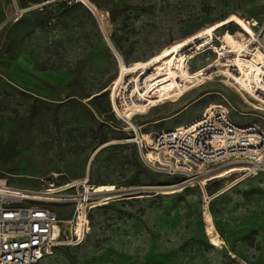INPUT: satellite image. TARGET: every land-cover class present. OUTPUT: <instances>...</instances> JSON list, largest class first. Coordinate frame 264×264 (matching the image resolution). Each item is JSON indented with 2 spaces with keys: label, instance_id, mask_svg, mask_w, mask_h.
<instances>
[{
  "label": "rangeland",
  "instance_id": "1",
  "mask_svg": "<svg viewBox=\"0 0 264 264\" xmlns=\"http://www.w3.org/2000/svg\"><path fill=\"white\" fill-rule=\"evenodd\" d=\"M49 1L0 0V180L63 189L88 176L126 196L91 207L83 244L40 264H264V174L156 171L120 120L155 138L222 104L264 130V0ZM50 207L63 223L75 212Z\"/></svg>",
  "mask_w": 264,
  "mask_h": 264
},
{
  "label": "built area",
  "instance_id": "2",
  "mask_svg": "<svg viewBox=\"0 0 264 264\" xmlns=\"http://www.w3.org/2000/svg\"><path fill=\"white\" fill-rule=\"evenodd\" d=\"M74 1L82 4L81 0ZM256 38L264 52V22L256 32ZM255 125H240L225 109H208L185 126L157 134L152 146L159 159L155 164L147 162L156 171L170 176L184 175L189 180L196 178L197 170L223 164L240 165L248 176L264 174V130ZM131 130L133 137L126 143L135 145L144 155L147 150L144 142L137 136V131ZM40 182L42 188L31 190L12 187L6 180H0V264H40L55 249L77 247L85 241L88 211L101 204L98 203V188L90 186L86 179L67 185L65 194L58 195L50 193L53 186L47 187L44 179ZM12 189H20L25 194L15 193ZM125 196V193L118 194L117 199ZM53 204L74 205L72 219L65 224L60 221L50 207ZM80 204L88 205L82 237L75 228Z\"/></svg>",
  "mask_w": 264,
  "mask_h": 264
},
{
  "label": "bare ground",
  "instance_id": "3",
  "mask_svg": "<svg viewBox=\"0 0 264 264\" xmlns=\"http://www.w3.org/2000/svg\"><path fill=\"white\" fill-rule=\"evenodd\" d=\"M83 1L84 0H81V3H83ZM49 2L54 3V1H49ZM253 43H255V45L257 46V48L259 50H261V47L258 44L256 35L253 38ZM261 51L264 54L263 50H261ZM255 57L257 59L255 61L257 64H263L264 63V60H262L259 57L258 54H256ZM214 108H217V109H225L226 111H228V109L225 106H223L222 104H215V105L209 107L208 109L210 111V110H212ZM120 120L123 121L126 125L129 126L127 128H130V129H133V130L137 131V136L139 137L140 140H142L144 142L143 144H145V147L148 150L145 153V156H144L145 159L147 161H150L151 163L155 164V162L158 161L159 157H158V153L155 151L154 147L152 146L153 145V138H151V135L150 134H147L146 132H143V131L142 132L139 131V129H142V130L145 129L146 128V125H143V126L139 127L136 123H134L133 121H131L126 116H122ZM255 126L257 127V125H255ZM116 143H119V142L118 141L117 142H113V144H116ZM90 170H92L91 169V164H89V166H88V172L89 173H90ZM87 178H88L87 181H89V183H90V179H89L88 176H87ZM195 179L198 180L199 178L196 177ZM195 179H193V180H195ZM230 185H232V184H230ZM96 188H98L97 193H100V197H99V202L98 203H101V204L104 201H108V200L110 201V200L114 199V197L116 195H118L119 194V191H120V190L118 191V189L116 187H114L113 185H99ZM228 189H224L223 191L219 192L218 194L215 195V197L224 194ZM12 190H14V189H12ZM51 190H52V192H50L51 194H58V195H60V194H65V192L68 190V188H63V189L52 188ZM14 192L15 193H20V194H25L20 189H15ZM93 204H95V203H92V205ZM87 206L88 205H85V204H82L81 205L80 204L79 207H78V211L76 213V217L78 216V219H77V221H75V223L77 222V226L75 228H76L77 232L80 234V236H82L81 235L82 226H83L82 223H83V220H84L85 215H86V208H87ZM205 220H206V227L205 228H206V232L208 234L209 241H210L211 245L214 246V247H220L223 244V241L221 239L222 236H220L218 230L216 229V227L214 225V222H213L212 215L210 214L209 211L206 213V219Z\"/></svg>",
  "mask_w": 264,
  "mask_h": 264
},
{
  "label": "crops",
  "instance_id": "4",
  "mask_svg": "<svg viewBox=\"0 0 264 264\" xmlns=\"http://www.w3.org/2000/svg\"><path fill=\"white\" fill-rule=\"evenodd\" d=\"M164 119H169V118H163V119H161V120H164Z\"/></svg>",
  "mask_w": 264,
  "mask_h": 264
},
{
  "label": "trees",
  "instance_id": "5",
  "mask_svg": "<svg viewBox=\"0 0 264 264\" xmlns=\"http://www.w3.org/2000/svg\"><path fill=\"white\" fill-rule=\"evenodd\" d=\"M45 1H49V0H45Z\"/></svg>",
  "mask_w": 264,
  "mask_h": 264
}]
</instances>
